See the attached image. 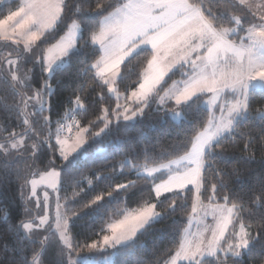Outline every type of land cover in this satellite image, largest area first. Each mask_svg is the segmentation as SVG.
Instances as JSON below:
<instances>
[{"label":"trees","instance_id":"obj_1","mask_svg":"<svg viewBox=\"0 0 264 264\" xmlns=\"http://www.w3.org/2000/svg\"><path fill=\"white\" fill-rule=\"evenodd\" d=\"M189 2L199 7L220 32L235 28L236 18L250 15L237 0ZM121 3L65 0L56 27L38 44L41 63L23 64L18 71L24 80L18 83L5 74L8 58L6 48L0 49V145L18 138L24 141L22 151L12 161L0 149V264H68L56 234L41 242L29 237L24 229L30 178L35 171H46L51 165L60 172L58 199L69 222L75 255L100 264H174L194 205L199 202L237 207L232 229L239 225L249 228L252 240L241 259L218 256L199 264H264V116L260 115L264 111V91L248 93L246 112L205 152L199 192L189 187L157 199V182L139 176L135 168L160 166L187 156L210 114L204 106L206 96L158 108V99L166 88L188 70L183 67L143 105L146 110L134 123L116 120L121 103L96 76L94 65L101 52L92 44V37L100 31L103 18ZM17 5L19 1L0 7V20ZM73 20L80 26V36L75 50L65 57L66 65L56 68L49 79L53 93L48 96L44 92L48 77L42 56L64 36ZM249 22L246 19L244 25ZM151 58L152 52L143 49L123 63L116 82L120 94L128 96L138 88ZM74 111L79 115L78 128L87 129L85 145L80 153L63 161L58 157L55 138L59 136V124ZM175 111L182 113L180 122L170 118ZM149 206L158 213L157 220L131 243L100 250L110 223Z\"/></svg>","mask_w":264,"mask_h":264},{"label":"rangeland","instance_id":"obj_2","mask_svg":"<svg viewBox=\"0 0 264 264\" xmlns=\"http://www.w3.org/2000/svg\"><path fill=\"white\" fill-rule=\"evenodd\" d=\"M14 1H19V5H17V8L9 12L4 19L0 20V49L6 48L5 56H7L8 60L4 64L3 70L5 74L8 77H10L15 83H18L21 80H24L18 71L20 70L23 64L30 61L33 62L35 65L41 63V56L39 55L38 44L43 39L46 33L52 31L56 27L60 18L55 22L53 27L42 29L40 27V24L42 22L41 17L37 13L43 12L44 10L34 9V8L30 9L29 4L30 3L41 4L44 3V0H0V7L12 3ZM64 1L65 0H63V3ZM244 1L246 0H237V2H239L242 5L244 4ZM52 2L57 3L59 2V0H52ZM63 3H61L60 5L61 9ZM245 8L249 11V6H246ZM169 13H170L169 10L163 13L165 17L162 23L169 22L173 19V16L169 15ZM262 16H264V13L250 12V15L247 16L248 18L244 16L235 19L236 21L235 28L221 30V32H218L220 36L219 35L217 36L213 33L214 39L220 45L224 44L222 37L226 38V40H228L229 37L230 40L233 41V38L231 36H236V39L234 38V42L240 45L241 52H237L236 54L233 52V57H234L233 59L232 57H229L227 53L223 55L221 50L217 48H216V52L212 51L211 53L210 51V53H208V59L211 58V60L214 61L213 64L212 65L209 64L208 68L206 69L207 73L205 72L203 73L205 74V76L212 78L213 81L217 82L215 85L217 91H213V92L201 91L195 93L192 96V98L189 99V100L194 99L200 93L202 94L205 93L210 95L209 100L204 103L205 108H207V110L209 111L210 118L204 130L201 131L194 138L191 150L187 154V155H191L192 159H184L186 157L185 156L160 166L149 167L144 165L135 168L139 176L146 177L148 179L153 180L154 182H157L156 185L154 186V193L157 199L161 198L166 194L182 192L189 187H192L195 190H197V187L195 185H187L182 190L173 188L172 191H165L164 188L168 185L172 177L183 176L186 172L195 169L197 165L194 161L197 158V155L199 160L201 161L200 163V172H201L203 156L207 151V149L216 141V136L224 132V130H226L224 125L227 124L228 126H230L234 124L235 121L239 118V116L243 115L246 112L247 110L246 98L248 93L254 90L264 91V77H261L259 75V72L264 71V37L256 35L257 33H264V19H261ZM246 19H249L250 21L248 23V26L244 25ZM176 27L177 26H171L164 32L166 33L164 34L165 36H169L170 44L173 43L174 41H178L179 38H181L182 40L181 36L184 34V31H179V33L176 34V29H177ZM68 31L69 30H67L64 36H62L63 39H59L57 42L49 46L45 50L42 56L43 65L45 67V74L48 77V81H46L44 85L46 89L44 90V92H46L48 96L53 93V87L49 79L51 78L56 68L63 67L66 65V60H65L66 55L71 51L75 50L76 43L80 34V26L75 32L74 41H71V47H67L65 54H61V49L64 48L65 44L69 43V41L64 39V37L67 36ZM102 31L106 32L105 25ZM107 31H111L112 33H110L109 37L107 36V38L102 43L94 42V44L100 45L102 51V58H104L103 61L101 58L99 60L101 61V63H99L98 65L97 62L94 65V68L96 69L97 67L100 68V72L102 69L105 70L104 75L108 77L106 80L108 81L109 84L110 94L115 98V100L118 103H121L120 106L118 104L117 107L118 109H120L121 112L119 113L121 114L115 116L116 120H120L119 118H121L124 122L134 123L138 118H140L143 115V112L146 110V107L142 105L138 109H136L135 107L131 108L128 102L135 100L133 98L134 96L131 95L128 98L126 95L120 94L117 91L116 82L119 78V74L113 77L112 72L115 71L116 69L115 67H111V66L116 61H119V64H123L125 61H122L124 59H122V57L120 58L118 56L119 54L117 55V57H114L113 55L111 56L108 55L110 49L113 47V42L119 39V32L109 28ZM185 32H187L186 34H188V31ZM33 33L40 36V38L34 42L29 40V37ZM160 37L161 36L158 35L155 39H158ZM198 38L199 36H196L195 34H193L191 37L189 35L185 38L186 41L184 42L189 41V43H191L192 41H196ZM92 42H93V38H92ZM49 49H51L52 51L49 52ZM106 50H107V56H106ZM218 55H220L221 57L224 56V60L222 59V61L221 60L217 61ZM119 64L117 66H119ZM226 67L232 68L231 75L225 71ZM250 69H255L251 78L248 75ZM118 73H119V69H118ZM224 76L225 79L220 80V78H224ZM201 77L204 78V76ZM199 78L200 76L197 75L196 77H193L191 82L190 81L187 83L178 82L179 86L177 84H174L172 88L166 91V93L159 99L157 103L158 108L165 109L166 106L170 103H173L175 105H180L181 103H185L187 101H182L181 103L177 104L176 98L180 95H183L185 92L191 90L194 86L204 87L206 85H212L213 83V81H211L212 79H210L209 82H205V81L201 82ZM229 80L233 81V84L231 87H229L230 91H228V95L231 96L234 95V96L233 97L228 96L230 98L222 97L223 94L222 90L223 89L226 90L228 87H223L222 90H219L221 88V84L223 86L224 82ZM214 96L215 99L213 98ZM139 104H141V102ZM219 104H221V108L219 109L221 112L223 108H225V106L228 105L224 113L219 114L217 112V109H215V107H217ZM233 105H236V109L234 111H230ZM128 110L129 112L126 113V111ZM232 115L234 116V121L230 124L229 119L230 116ZM260 115L264 116V111L261 112ZM104 116L105 117L107 116L106 112ZM126 116L130 117V119H125ZM170 118L174 122H180L183 119V116L182 113H180L179 111H175L170 113ZM220 119H222L221 123L219 122ZM58 139L64 140L63 138L58 136L55 138L56 144ZM76 142H77V135L72 141H68V145H75ZM13 145H15V147ZM84 145H85V132H81L79 147L76 148L75 152H69L68 158L80 153L83 150ZM23 146H24V141L18 138L2 143L0 145V149L5 153L7 160L12 161L14 159V156H16L18 153L22 151ZM57 146H58L57 154L59 159L63 161L67 160L68 158L64 159L63 156H61L62 145L57 144ZM53 173H56L57 175H51ZM32 181H36L35 185H33ZM59 186H60V172L59 170L55 169L52 165L46 171H35L33 173L28 183L29 208L25 215V219H26L25 224H31L32 228L31 230H28L24 227L26 234L32 239L41 242H47L51 234H56L66 252V261L68 262V264H78V262H81L82 264H100L101 261L87 259L85 257H81L73 253V246H72L71 236L69 233V222L66 216L64 215L62 205L58 199ZM157 188L161 189L159 195H157ZM33 191H35V195L33 194ZM197 205H199V203L195 205L196 210H197ZM148 208H152L153 212L156 213L153 206L146 207L145 210ZM215 208H217V206H211L207 204L201 205V209H203L202 222L198 220V224L194 229V234L191 239V248L193 250L195 248V245L197 243H201V239L203 240V243H201V249L204 251V254L202 256L197 255L195 257V260H197L199 263L205 259L217 258L218 256H222L223 258L232 257L235 259H241L243 252H245L249 248L252 242L250 236L248 235V233H250L249 228L239 225L237 229H232L234 218L237 215V207L223 206L222 210L218 211L221 213H216V216H212L211 220L208 219L206 216L210 214L212 211H214ZM229 209L231 210L230 212L228 211ZM196 210H193V213ZM133 217L134 216H131L129 220L114 221L106 227L105 234L101 239V248H100L101 251L107 249H115L117 247L125 246L131 243L135 239L136 235L139 232H141L144 228H146L149 223L157 220V218H159V215L157 214L150 217L152 218L151 221L149 222L147 221L146 223L138 222L134 220ZM225 217H227V220L230 222L226 224V228L224 230V235H225L224 243L221 246V242H219V245L216 248L215 255H209L207 253V247H206L207 243L209 240L213 239V233L216 232L218 223L222 222ZM42 219L45 220V223L43 225L40 224V221ZM65 223L67 224V228H68L65 234L68 236L70 240V244L72 246L71 250L67 248L63 240L60 238L61 231L63 230V225ZM133 225H135L134 229L132 227ZM114 227L116 228L115 233H113L112 231ZM188 230L192 232V226L190 227L189 225ZM228 231L229 233L225 234ZM124 232L130 233L128 239L123 240L120 243H116L115 239H112V236L114 234L118 237L121 233ZM105 237H109L110 239L109 243H105ZM245 240L249 241L247 249L243 248L242 246L243 245L242 241ZM235 251H239L241 255L234 256L232 253ZM178 258L179 257L176 256L174 261H176ZM179 260L181 259L179 258ZM192 260L193 259L186 258V261L182 260L181 263L187 262L189 264V262L191 263ZM197 261H193V262H196L197 264Z\"/></svg>","mask_w":264,"mask_h":264},{"label":"crops","instance_id":"obj_3","mask_svg":"<svg viewBox=\"0 0 264 264\" xmlns=\"http://www.w3.org/2000/svg\"><path fill=\"white\" fill-rule=\"evenodd\" d=\"M243 5L245 7L249 6L250 12L264 13V0H246L244 1ZM167 10H169V15L173 16V19L169 22L162 23L165 17L163 13H165ZM104 25L106 26V32H108V37L110 33H112L111 31H107L108 28L119 32V42L110 49L108 55H113L114 57H117V55L119 54L118 56L124 59L122 61L126 62L140 50L147 49L152 52V58L142 74L138 88L134 92L137 93L139 96V93L141 91V85L145 84L146 82L147 86L151 88V91L140 98L134 96L133 98L135 100L128 102L131 107L145 105V103L148 102L155 95V93L163 86L167 78L179 68L185 67L188 68V70L185 71L182 78L171 82L170 85L164 91V93L161 95V97L166 93V91L170 90L174 84L178 85V82H191L193 77H196L197 75L200 76L199 80L201 82H209L212 78L205 76L203 72L207 73L206 69L208 68L209 64H213L214 60H211V58L208 59V53H210V51L211 53L212 51L216 52V48L220 49L223 55L227 53L229 57H232V59L234 58L233 52L235 54L237 52H241L240 45H238L234 41H231L229 37L228 40L222 37L224 44L221 43L222 45H220L214 39L213 35L214 33L215 35L220 36V34L218 33L220 31H217L205 18L201 9L191 4L189 0H122L121 5L116 8V10H114L108 16L103 18L101 22V29L97 34L101 33ZM171 26H177L176 34L179 33V31H184V34L181 36L182 40L181 38H179L178 41H174L170 44L169 36H165L164 34L166 33L164 32ZM133 30H135L137 34L129 40L128 35ZM185 31H188V34H186L187 32ZM193 34L199 36L196 41H192L191 43H189V41L184 42L186 41L185 38L187 36L190 35L191 37ZM158 35H160L161 37L155 39L156 47H154L153 38H156ZM92 44L98 47V49L100 50L101 59L102 51L100 45L94 44V42H92ZM217 58V61H222V59L224 60V56L221 57L220 55H218ZM122 65L123 64H119V66H117L119 67V74ZM94 70L96 76L109 87V84L105 83L108 77L106 75L102 76L99 73L100 68L97 67V69L94 68ZM225 71L231 75L232 68L226 67ZM201 76H204V78H202ZM223 79H225V76L224 78H220V80ZM211 81H213V79ZM221 87L223 88L222 84ZM222 91V97L230 98L234 96L228 95V91H230L229 87L226 90L223 89ZM134 92H131L127 97L129 98V96H133ZM199 96H206L205 102L208 101L210 98V95L205 93H200L195 98ZM140 102L141 104H139ZM185 103H181L180 105ZM227 106L228 105L223 108L222 112L219 110L221 108V104L215 107V109H217V112L220 114L226 111ZM221 121L222 119L219 120L220 123ZM233 121L234 116L232 115L230 116L229 123L231 124ZM233 125L234 124L226 127V130H224V132L216 136V140L227 132H229ZM198 203L199 202H197L196 204ZM201 205L203 204L199 203V205H197V210L192 213V216L189 219L188 225L182 237L181 246L185 245L186 241L191 242L192 236L194 234V229L198 224V220L202 222L203 209H201ZM144 210L145 208L135 212H130L126 214L122 219H120V221L129 220L131 216L140 214ZM216 213L221 212L216 211L214 213V211H212L206 217L211 220L212 216H216ZM151 219L152 218L148 219L147 221L149 222L151 221ZM189 225L190 227L192 226V232L189 231L190 229L188 230ZM227 233H229V231L225 234ZM224 238L225 235H223V238L220 241L221 246L224 243ZM179 258L181 260H179ZM179 258L174 261V264H178V262L181 263L182 260L186 261V258H184L183 256ZM193 261L197 260H195L194 258L192 262ZM192 262H189V264H196V262ZM186 264L188 263L186 262Z\"/></svg>","mask_w":264,"mask_h":264},{"label":"snow or ice","instance_id":"obj_4","mask_svg":"<svg viewBox=\"0 0 264 264\" xmlns=\"http://www.w3.org/2000/svg\"><path fill=\"white\" fill-rule=\"evenodd\" d=\"M61 3H63V0H59V2L57 3H53L52 0H44V3L41 4H36V3H30L29 4V8L30 9H43V12L37 13L38 15H40L41 17V24L40 27L42 29L45 28H51L53 27V25L55 24V22L61 17ZM78 24L73 23L71 25V28L68 31V34L66 37H64L65 40L69 41V43L64 45V48L61 49V54H65V51L67 49V47H71V41H74L75 38V32L78 29ZM131 27V26H130ZM136 31L133 30L129 33L128 35V39L130 40L132 37H134L136 35ZM107 32L102 31L99 34H95L93 36V42L95 43H102L106 38H107ZM256 35L264 37V33H257ZM40 38L39 35L33 33L30 37L29 40L30 41H36ZM119 42V40L114 41L113 42V46H115L117 43ZM153 46L156 47V43H155V38H153ZM52 50L49 49V52H51ZM106 56H107V50H106ZM104 60V58H102V61ZM101 63V61H98V64ZM119 64V61H116L111 67H115V71L112 72V76H116L118 75V69L119 67H117V65ZM255 71V69H250L249 70V77L251 78L253 75V72ZM101 75L105 74V70L102 69L100 72ZM259 75L261 77H264V71L259 72ZM238 82V81H237ZM105 83H108V81L106 80ZM216 81H213L212 85H206L204 87H198V86H194L191 90L185 92L183 95H180L176 98V103L179 104L182 101H188L189 99L192 98V96L195 93L201 92V91H209V92H213V91H217L215 85H216ZM233 84V81H226L223 84V87H231ZM222 90V87L219 89ZM151 88L147 86V82L143 85H141V91L139 93V96L137 93H133V96H137V97H143L146 93L150 92ZM215 99V96L213 97ZM77 105H80V101L77 100ZM236 109V105L232 106V109H230V111H234ZM125 119H130V117H125ZM224 127H228L227 124L224 125ZM87 129H77V142L75 145H68V141L67 140H57V144L62 145L61 148V156H63L64 159H67L69 156V152H75L76 148L79 147V143H80V133L81 132H86ZM15 147V145H13ZM66 146V147H65ZM202 151V150H201ZM184 159H192L191 155H187ZM197 165V167L193 170H190L189 172H186L183 176H174L171 178V180L169 181L168 185L164 188L165 191H172L173 188L176 189H184L187 185H195L197 187V192H199V188H200V163L201 161L198 158L195 159L194 161ZM51 175H57L56 173H53ZM33 185H35L36 181H32ZM161 191L160 188H157V195H159V192ZM33 194L35 195V191H33ZM199 197H197L198 199ZM175 205V202L173 201L170 206L173 207ZM223 206H217V208L214 209V213L216 211H220L222 210ZM194 210H196V206L194 205ZM229 212L231 211L230 209L228 210ZM158 213H154L152 208H148L144 211H142L139 215L134 216L133 219L138 221V222H146L147 219H149L150 217L157 215ZM230 221L227 220V217L224 218V220L220 223H218L217 225V230L216 232L213 233V239L209 240L207 243V253L209 255H215L216 252V248L219 245L220 240L223 238L224 235V230L226 228V224L229 223ZM45 223V220H41L40 224L43 225ZM123 223V222H122ZM24 227L28 230H31L32 225L31 224H25ZM133 229L135 227V225L132 226ZM68 228H67V224L65 223L63 225V230L61 231V239L63 240L64 244L67 246V248L69 250H71L72 246L70 244V240L68 238V236L65 234L67 232ZM113 233L116 232V228L114 227L112 229ZM130 233L129 232H124L121 233L118 237L114 234L112 236V239H115L116 243H120L123 240H126L129 238ZM110 239L109 237H105V243H109ZM245 241H242V243H244ZM201 243H203V240L201 239ZM201 243H197L195 245L194 250L190 247L191 242L190 241H186L185 245L181 246V251L177 252V257H181L183 256L184 258H188V259H194L197 255L202 256L204 254V251L201 249ZM187 245V246H186ZM92 247H95V245H92ZM197 264H199V262L197 261Z\"/></svg>","mask_w":264,"mask_h":264},{"label":"built area","instance_id":"obj_5","mask_svg":"<svg viewBox=\"0 0 264 264\" xmlns=\"http://www.w3.org/2000/svg\"><path fill=\"white\" fill-rule=\"evenodd\" d=\"M79 126V115L74 113L59 124L58 133L61 138L71 141L77 134Z\"/></svg>","mask_w":264,"mask_h":264},{"label":"clouds","instance_id":"obj_6","mask_svg":"<svg viewBox=\"0 0 264 264\" xmlns=\"http://www.w3.org/2000/svg\"><path fill=\"white\" fill-rule=\"evenodd\" d=\"M261 19H264V16H262ZM73 23L77 24V22H76L75 20H73V21L69 24V26H68V30L71 28V25H72ZM60 39H63V37H60ZM214 187H215V186H214ZM248 235L250 236L251 233H248ZM248 244H249V241H248V240H245V242H244L243 245H242L243 248L247 249V248H248ZM232 254H233L234 256H240V255H241V253H240L239 251H235V252H233Z\"/></svg>","mask_w":264,"mask_h":264}]
</instances>
